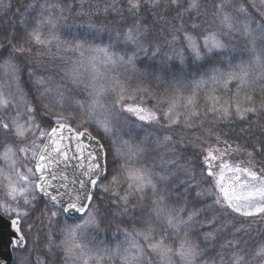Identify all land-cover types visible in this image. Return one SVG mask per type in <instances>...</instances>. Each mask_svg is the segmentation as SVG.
<instances>
[{
	"label": "snow or ice",
	"instance_id": "1",
	"mask_svg": "<svg viewBox=\"0 0 264 264\" xmlns=\"http://www.w3.org/2000/svg\"><path fill=\"white\" fill-rule=\"evenodd\" d=\"M0 6L10 7L3 0ZM201 7L202 0H111L103 14L116 13L122 23L101 47L93 43L99 29L62 37L72 7L45 0L30 29L0 39V74L15 85L0 90V161L7 170L0 169V183L7 181L0 212L15 233L21 219L39 212L45 247L61 252L63 264H208L206 249L217 244L230 251L227 264H250L235 238L236 221L264 220V142L249 150L212 127L204 131L215 135L214 144L176 133L205 121L264 116V0H252L255 12L247 0H214L212 29L195 22ZM165 27L166 49L154 34ZM240 43L246 60L235 56ZM43 56L71 60L60 81L29 67V58L40 64ZM85 65L92 69L87 79ZM101 66L122 71L108 76ZM160 150L172 155L158 162L150 153ZM113 221L121 244L89 243ZM10 243L26 247L25 236ZM252 258L264 264V245Z\"/></svg>",
	"mask_w": 264,
	"mask_h": 264
},
{
	"label": "trees",
	"instance_id": "2",
	"mask_svg": "<svg viewBox=\"0 0 264 264\" xmlns=\"http://www.w3.org/2000/svg\"><path fill=\"white\" fill-rule=\"evenodd\" d=\"M210 0H202V5H205ZM45 0H3V4L10 5V7L0 6V39L6 40L7 38L16 35H22L25 33L26 29H30L35 22L36 17L39 14V6L43 4ZM59 2L63 3L67 8L69 6L72 7V15H69L65 21L61 22V27L59 28V34L62 37H65L66 33H71L72 35H83L89 34L99 29V38L95 40L93 43L95 46H107L110 37H114L115 31L118 29L120 21L117 17L116 13H111L110 15L103 14V7L106 3H110L111 0H83V6L81 8V0H59ZM259 3V0H256ZM163 3L166 4L167 0H163ZM212 1L210 2V4ZM252 4V0H247V5L250 7ZM31 5H35L36 7H30ZM250 11L255 12L254 9ZM80 12L81 14H77ZM201 13H203L201 9ZM165 15L171 17L174 16V12L165 13ZM202 14L199 16L201 17ZM198 17V18H199ZM198 18H194L195 22ZM144 19L152 22L155 18L151 17L149 12L144 13ZM187 27L190 25L192 21H189L187 17H185ZM259 22V21H257ZM89 24L94 27L90 28ZM177 26H179L177 24ZM160 25H157L159 28ZM157 40L161 42V46L163 48H167L166 39H171L168 34L167 27L163 32H156ZM179 47V45H177ZM35 48L33 50L35 56ZM53 53H56L57 50L55 48L52 49ZM63 55V54H61ZM70 55V54H69ZM235 56L237 58L243 57L245 60L247 59V53L243 51V44L240 43L236 48ZM73 60L75 57H72ZM41 63L36 64L33 58L28 59L29 67L34 68L38 72L44 73L45 75H52L55 81H60L63 75L61 69L67 68L71 64V60L60 59L59 56L50 57L43 56L40 57ZM101 72L107 73L108 76L114 74V71L119 72L122 70H109L101 66ZM80 71L84 74V77L87 79L89 75L88 66L81 68ZM195 75V73H192ZM0 80L6 82L7 89L4 91L7 93L8 91H15V85L2 74H0ZM264 83V82H262ZM11 85V88L9 87ZM35 88L32 89L31 95L28 96L29 102L32 101V97L35 95ZM257 97H259V90H257ZM144 103L146 106H153L155 101L150 100L148 98L144 99ZM203 103V101H201ZM212 127L215 133H218L221 136L222 140H229V142L237 141L239 143L247 144L248 149L251 150L253 144L259 145L261 142H264V116L260 117H250L247 121L235 120L231 122H222L218 124H209L205 121L203 127L197 126L191 129L180 128L177 130V137L184 136L186 139L195 140L196 137L201 138V142L204 139H207L209 143L214 144L215 135L209 137L207 133L204 131V128ZM95 134V133H94ZM221 146H224L222 143ZM192 152L197 151L198 149L192 148L189 145V149ZM171 156L172 153H163V150L150 153V156L156 157L159 162L161 155ZM244 157L247 158V154H244ZM184 160L181 159L180 163H183ZM258 167V166H257ZM105 204H107V200H105ZM40 216L39 212H35L29 217L23 218V232L26 235L28 241L30 240V236L32 238L37 239V242L34 243L31 249V243L29 242L28 248L23 252H17L16 254V264L20 261V259L26 255L30 254L31 257L30 263H35L37 257L40 260L45 261L48 264H63V254L58 251H54L53 253H49L46 244V236L47 226L41 225L38 217ZM116 221H113V227L109 228L107 224L102 226V229L105 230L106 234L111 235L115 232ZM126 226V225H125ZM236 226L241 229L239 233L235 234V238L240 241V247L244 250V254H246V260L250 261V264H259L258 259H253L254 251L259 248L261 245H264V220L262 219H238L236 221ZM131 230V229H129ZM56 229L53 228V232ZM36 234V235H35ZM228 239H232V235L226 234ZM108 239V237H107ZM56 242L59 243V238H55ZM27 256V255H26ZM230 256L229 250H222L219 244L212 246L209 245L206 249L205 259L208 261V264H221V259H223L224 264H227V261Z\"/></svg>",
	"mask_w": 264,
	"mask_h": 264
},
{
	"label": "rangeland",
	"instance_id": "3",
	"mask_svg": "<svg viewBox=\"0 0 264 264\" xmlns=\"http://www.w3.org/2000/svg\"><path fill=\"white\" fill-rule=\"evenodd\" d=\"M211 1H212V3L210 4ZM213 2H214V0H210L208 3H206L205 5H202V7H201V9L203 11L202 16L199 17L196 20L197 23H199L201 25V29H204V28L212 29V28L217 27V24L214 23V17L212 16V4H213ZM205 9H207V14H204ZM88 70H89V74H90L91 71H92V69L88 67ZM88 77H89V75H88ZM6 89H7L6 82H3L2 80H0V90L6 91ZM219 146L220 147H223L221 145H219ZM0 169H5V174H7L6 165H5V163L3 161H0ZM3 183H7V181H3L2 183H0V187L3 186ZM253 219H260V218H253ZM117 236L119 237L118 239H117ZM58 237H59L58 232L57 231L53 232V239L58 238ZM107 237H108V239H107ZM29 239H30L29 242L31 243V249H32V246L34 245V243L37 242V239L32 238L31 236H30ZM88 240H89V243L92 244L93 246H104V247L115 248V246L117 244H121L122 243V241H123V235L122 234H117V235L114 236L112 234L111 237H110L109 234H106L105 233V230H103L101 228L99 230V232H93V233H91L89 235ZM26 255H24L20 259V261L18 262V264H20V262L22 260L24 261V264H31L30 263V259L28 258V257H31L30 254L27 253ZM63 259H64V257H63ZM40 261L42 262V264H48V263H46L43 260H40ZM32 264H36V262L35 263L33 262ZM154 264H155V261H154Z\"/></svg>",
	"mask_w": 264,
	"mask_h": 264
},
{
	"label": "water",
	"instance_id": "4",
	"mask_svg": "<svg viewBox=\"0 0 264 264\" xmlns=\"http://www.w3.org/2000/svg\"><path fill=\"white\" fill-rule=\"evenodd\" d=\"M20 230L22 227V222L19 224ZM19 234H22L20 231ZM14 232L11 227L10 219L0 214V264H15V251H23L26 247H21L20 249H14L10 241H14L19 235ZM27 245V242H26Z\"/></svg>",
	"mask_w": 264,
	"mask_h": 264
}]
</instances>
